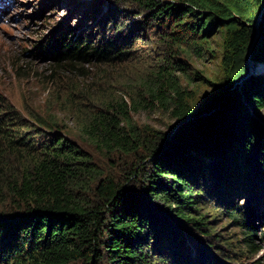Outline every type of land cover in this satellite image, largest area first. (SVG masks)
Instances as JSON below:
<instances>
[{
  "label": "trees",
  "instance_id": "1",
  "mask_svg": "<svg viewBox=\"0 0 264 264\" xmlns=\"http://www.w3.org/2000/svg\"><path fill=\"white\" fill-rule=\"evenodd\" d=\"M109 1L100 16L86 8L92 26L38 49L54 62L42 108L23 113L0 92V264H227L200 239L213 235L209 213L250 259L258 228L236 200L264 205V0ZM152 35L169 43L165 56L122 82ZM214 37L221 74L197 104L180 55L214 56ZM158 111L169 132L133 122ZM101 152L133 162L116 177Z\"/></svg>",
  "mask_w": 264,
  "mask_h": 264
},
{
  "label": "rangeland",
  "instance_id": "2",
  "mask_svg": "<svg viewBox=\"0 0 264 264\" xmlns=\"http://www.w3.org/2000/svg\"><path fill=\"white\" fill-rule=\"evenodd\" d=\"M109 2V0H0V92L23 113L42 108L47 100L46 88L48 85L46 83L54 62L50 54L40 56L38 49L46 48L68 26L77 27L83 24L84 28H89L94 24V20L86 18L87 14H84L86 8L96 4L99 7L98 15L100 16L111 5ZM123 4L124 6H133L130 1ZM148 38L150 39V37ZM213 39L212 50L217 57L211 56L209 51L205 58H198L195 54L188 52L180 55V58H183L181 60L185 62L184 66L187 72H178L177 75L184 86L189 90H194L197 104L201 101V95L212 87L206 81L213 82L221 74L219 41L218 37ZM150 40L149 43L139 42L136 44L139 47L137 54L139 62L126 67L122 82L155 70L161 58L165 56V52L170 48L168 47L169 43L154 35ZM244 65L246 68L248 67L246 64ZM196 73L200 78H195ZM257 115L259 120L264 118V111H258ZM132 119L136 126L148 127L160 133L169 132L175 123L169 113L160 111L141 112L134 114ZM65 125L76 137L74 123L70 121ZM132 162V155L123 153L107 156L101 152V168L105 172H112L116 177L127 171ZM205 182L203 180V188L210 191L213 195L212 198H215L214 191L209 189ZM216 199L218 201L220 196H216ZM250 202L254 204H252V214L249 208ZM236 203L240 205L241 209H245V212L247 211V217L248 215L255 217V225L258 228L255 244L259 246L256 253L254 255L248 253L247 256L250 259L235 255V247L239 245L232 234L237 231L224 217L217 220L212 217V213H209L208 219L213 220L209 222V228L213 235L206 239L204 238L205 234H200L202 237L200 239L207 246L212 247L215 256L224 257L227 264L264 261V241H262L264 205L244 196L239 197Z\"/></svg>",
  "mask_w": 264,
  "mask_h": 264
},
{
  "label": "water",
  "instance_id": "3",
  "mask_svg": "<svg viewBox=\"0 0 264 264\" xmlns=\"http://www.w3.org/2000/svg\"><path fill=\"white\" fill-rule=\"evenodd\" d=\"M244 61H245V64L249 67L250 66V61L248 59H245Z\"/></svg>",
  "mask_w": 264,
  "mask_h": 264
},
{
  "label": "bare ground",
  "instance_id": "4",
  "mask_svg": "<svg viewBox=\"0 0 264 264\" xmlns=\"http://www.w3.org/2000/svg\"><path fill=\"white\" fill-rule=\"evenodd\" d=\"M4 9L6 10V8L4 7ZM1 14V13H0Z\"/></svg>",
  "mask_w": 264,
  "mask_h": 264
}]
</instances>
